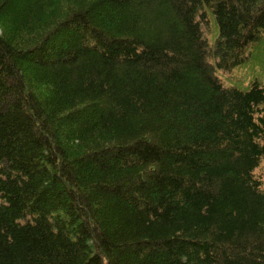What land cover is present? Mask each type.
<instances>
[{
	"label": "trees",
	"instance_id": "16d2710c",
	"mask_svg": "<svg viewBox=\"0 0 264 264\" xmlns=\"http://www.w3.org/2000/svg\"><path fill=\"white\" fill-rule=\"evenodd\" d=\"M262 162L264 0H0V264H264Z\"/></svg>",
	"mask_w": 264,
	"mask_h": 264
},
{
	"label": "rangeland",
	"instance_id": "374dc122",
	"mask_svg": "<svg viewBox=\"0 0 264 264\" xmlns=\"http://www.w3.org/2000/svg\"><path fill=\"white\" fill-rule=\"evenodd\" d=\"M208 30L212 27L211 26V23L209 22V25H208ZM209 34H214V29L212 28L211 30H210V32H209ZM209 38V37H208ZM209 39H212L211 38V36H210V38ZM255 66V65H254ZM257 73H259V72H257ZM248 74V75H247ZM247 74H244L243 73V71H238V72H236L235 73V78L237 79V78H239L240 80L238 81V82H240V84L244 87V86H246L247 84H248V81H247V79L250 77V74H251V72L249 71ZM235 80V79H234ZM241 80H242V82H241ZM246 81V82H245ZM243 87H238V89H243ZM257 174L258 175H260L262 178H263V180H264V162H262L261 164H260V166L258 167V169H257Z\"/></svg>",
	"mask_w": 264,
	"mask_h": 264
}]
</instances>
